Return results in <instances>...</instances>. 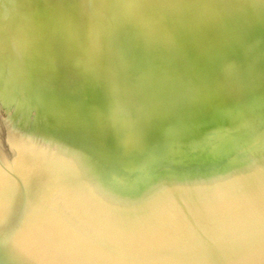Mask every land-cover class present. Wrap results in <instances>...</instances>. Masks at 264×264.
Here are the masks:
<instances>
[{
  "label": "water",
  "instance_id": "95a60500",
  "mask_svg": "<svg viewBox=\"0 0 264 264\" xmlns=\"http://www.w3.org/2000/svg\"><path fill=\"white\" fill-rule=\"evenodd\" d=\"M0 98V264H264V0H0Z\"/></svg>",
  "mask_w": 264,
  "mask_h": 264
},
{
  "label": "bare ground",
  "instance_id": "6f19581e",
  "mask_svg": "<svg viewBox=\"0 0 264 264\" xmlns=\"http://www.w3.org/2000/svg\"><path fill=\"white\" fill-rule=\"evenodd\" d=\"M20 151L21 147L6 131V109L0 98V176L13 171L20 161Z\"/></svg>",
  "mask_w": 264,
  "mask_h": 264
},
{
  "label": "snow or ice",
  "instance_id": "6c2138e0",
  "mask_svg": "<svg viewBox=\"0 0 264 264\" xmlns=\"http://www.w3.org/2000/svg\"><path fill=\"white\" fill-rule=\"evenodd\" d=\"M62 185L69 187V191L67 193V198L69 200H72L74 194H73V192L71 190V187H70L71 181H67V183H65V178H58V179H56L52 184H50L46 188L38 191L36 193V195H37L38 199L41 202H44V201H46L50 197V195L52 194V192L55 191V189L57 187H60ZM262 211H264V210H262ZM43 213H44V215L46 217L47 215H49V210L47 208H45V209H43Z\"/></svg>",
  "mask_w": 264,
  "mask_h": 264
},
{
  "label": "rangeland",
  "instance_id": "374dc122",
  "mask_svg": "<svg viewBox=\"0 0 264 264\" xmlns=\"http://www.w3.org/2000/svg\"><path fill=\"white\" fill-rule=\"evenodd\" d=\"M3 136H4V134H3Z\"/></svg>",
  "mask_w": 264,
  "mask_h": 264
}]
</instances>
